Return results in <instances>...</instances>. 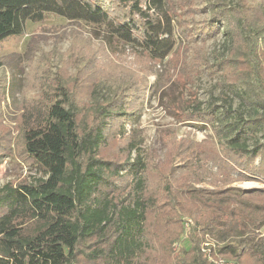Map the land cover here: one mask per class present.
<instances>
[{
  "label": "trees",
  "instance_id": "16d2710c",
  "mask_svg": "<svg viewBox=\"0 0 264 264\" xmlns=\"http://www.w3.org/2000/svg\"><path fill=\"white\" fill-rule=\"evenodd\" d=\"M195 1L0 0V41L23 34L26 21L54 14L90 25L112 52L120 42L149 61H160L174 53L176 10L194 11ZM200 1L208 24L221 22L226 29L224 50L214 52L210 63L203 48L194 49L190 62L210 66L219 90L206 107L195 98L190 113H185L183 94L162 98V104L176 109L181 121H203L211 131L204 140L208 149L176 141L156 163L130 137L123 162L106 158L101 149L116 118L128 114L121 98L133 87L134 75L117 65L100 72L82 55L74 59L86 75L78 82L61 69H45L30 85L38 93L12 103L15 115L9 119L15 125L0 115V155L19 156L45 175L0 186V264H212L199 250L205 232L222 242L225 258L243 264L248 256L253 264H264V237L256 231L264 224V190L199 185L228 184L234 178L264 181V0ZM192 26H183L186 36L201 30L197 23ZM20 56H2L0 67ZM240 82L242 91L236 87ZM5 84L1 76L0 104ZM105 89L113 96L105 97ZM230 93L243 107L235 114ZM124 165L131 181L122 193L111 194L112 180ZM150 168L164 180L181 175L178 187L169 180V186L164 184L166 204L149 194ZM163 206L171 210L168 217ZM180 215L194 219L182 254L172 245L180 229L166 234V226L175 225Z\"/></svg>",
  "mask_w": 264,
  "mask_h": 264
},
{
  "label": "rangeland",
  "instance_id": "374dc122",
  "mask_svg": "<svg viewBox=\"0 0 264 264\" xmlns=\"http://www.w3.org/2000/svg\"><path fill=\"white\" fill-rule=\"evenodd\" d=\"M202 3V1L196 0L195 9L191 12L179 8L176 10L173 21L176 39L174 53L169 58L160 61H149L139 52L127 49L120 42L118 43L119 47L115 49V52H112L103 46L96 34L91 32V26L82 21L70 22L54 14H46L41 21H26L23 34L12 35L0 41V58L13 53L21 55L18 59L10 60L9 65L0 67V77L3 76L6 79V84L1 89L3 100L0 104V115L4 118V122L8 125H15V122L9 119V115H15L12 103L16 102L21 95L29 99L38 93V88L30 85L35 83L45 69L49 68L51 72H58L61 69L71 77H77L78 82L84 72L79 70L81 64L76 69L77 64L74 59L82 55L86 59H90L93 66L100 72L104 67L109 70L117 65L122 71L134 75L133 87L126 93V96L121 98L128 114L124 117H117L114 121L115 124L109 132V140L101 149V154L104 157L123 162L126 155L123 149L130 137L133 138L137 147L144 152L149 151L148 155L156 163L164 158L169 145L176 141L200 143L207 150L208 146L204 140L208 139L211 131L203 124V121H181L182 119L175 114L176 109L171 107L169 111L162 104V98L166 101V98L173 99V97L183 94L188 101L183 104L187 109L185 113H190L192 111L188 105L193 104L195 98L201 101L203 107H206L211 94H216L219 90L216 82L217 76L210 66L205 63L195 66L190 62L194 49L203 48L210 63L214 61V52L221 53L224 50L226 29L221 22H215L213 25L208 24L209 14ZM193 23H197V28L199 27L198 29L201 30L199 32L192 30V35L186 36L183 26L188 25L192 29ZM182 30L183 33H181ZM73 49L74 52L70 53L69 51ZM77 52L79 53L77 54ZM187 67L189 68L188 72L178 74V71L182 72V69L186 70ZM77 82L74 84L76 85ZM236 87L240 91L245 88L242 82L238 83ZM103 93L105 97L113 96V92L106 89ZM230 96L233 98L235 114L243 107L237 96L231 93ZM220 104H222L221 101H218L217 105ZM122 131L126 132L124 136L119 134ZM12 132L15 136L16 131ZM169 139L175 140L168 142ZM258 160L259 158L255 162ZM174 162L177 163L178 158L175 157ZM209 166L211 163L205 164L206 181L210 179ZM126 167L127 165H124L118 176L112 180L114 190L111 194L122 193L125 186L131 181V176L125 172ZM211 171L216 172V168H212ZM147 176L149 194L157 197L159 204L168 203L167 199L162 197L163 194L167 196V189L164 191L165 185L169 186L167 180L172 183L173 188L178 187L181 175L176 173L175 177H169L167 174L169 178L164 180L150 168ZM38 177H45V175L30 162L13 154L0 155V186L10 181H30ZM229 177L233 179L235 175L232 174ZM208 184L199 183L201 186L213 188L229 185L239 187L244 191L264 190V181L260 179L235 181L234 178V181L228 184L221 182H216V186ZM162 211L171 210L163 206ZM169 215L170 212H167L166 216ZM193 226L194 219L189 215H180L175 225L170 223L166 226V234L169 236H173L177 228L180 229L179 236L176 241L172 242V245L181 254L183 249L189 245V233ZM256 231L264 237V224ZM221 244L222 242L209 232L200 235L199 250L208 262L216 264L217 260L219 264H222L220 263L221 259L230 264H237L234 260L225 258V255L219 251ZM157 245L158 243H155V246ZM241 260L243 264H253V260L248 256Z\"/></svg>",
  "mask_w": 264,
  "mask_h": 264
},
{
  "label": "built area",
  "instance_id": "2783aa9c",
  "mask_svg": "<svg viewBox=\"0 0 264 264\" xmlns=\"http://www.w3.org/2000/svg\"><path fill=\"white\" fill-rule=\"evenodd\" d=\"M220 263H222V264H230L229 262H226V261L224 262V261L221 260V259H220ZM216 264H219V263L217 262V260H216Z\"/></svg>",
  "mask_w": 264,
  "mask_h": 264
}]
</instances>
